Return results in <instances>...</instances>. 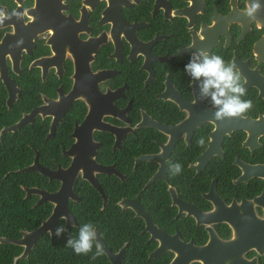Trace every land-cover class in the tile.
Returning a JSON list of instances; mask_svg holds the SVG:
<instances>
[{"label":"flooded vegetation","instance_id":"1","mask_svg":"<svg viewBox=\"0 0 264 264\" xmlns=\"http://www.w3.org/2000/svg\"><path fill=\"white\" fill-rule=\"evenodd\" d=\"M247 4L0 0L21 14L0 25V204L40 221L0 239L48 221L53 175L81 164L69 221L35 244L0 242V264H264V23ZM200 48L239 69L246 118L212 120L184 72ZM87 223L104 247L96 259L64 246Z\"/></svg>","mask_w":264,"mask_h":264},{"label":"clouds","instance_id":"2","mask_svg":"<svg viewBox=\"0 0 264 264\" xmlns=\"http://www.w3.org/2000/svg\"><path fill=\"white\" fill-rule=\"evenodd\" d=\"M264 8L260 0H249L245 8L246 16L255 20L257 13ZM21 15L18 12L7 14L0 9V25L12 16ZM184 72L193 84L199 88V98L207 101L212 111L214 122H224L230 119H244L253 108L251 99H244L247 95L246 80L242 77L235 63H229L220 55L210 54L200 48L192 52L189 61L184 65ZM199 145L204 146L205 140L201 137ZM182 171L179 163L170 166V173L175 176ZM65 231L63 226L55 229V235L60 236ZM73 249L76 255L92 254V259L103 256V244L97 239L94 225L91 223L81 226L78 236L70 238L66 244ZM93 247L95 251L93 252Z\"/></svg>","mask_w":264,"mask_h":264},{"label":"water","instance_id":"3","mask_svg":"<svg viewBox=\"0 0 264 264\" xmlns=\"http://www.w3.org/2000/svg\"><path fill=\"white\" fill-rule=\"evenodd\" d=\"M261 4H264V0H260ZM249 3V0H248ZM257 21L264 23V8H262L256 16ZM81 164L80 161L77 159V157H75V161L73 166H71L68 170H59L58 172H56L53 177L59 179L62 182V186L60 188V190L56 193V194H50V195H46V193H44L43 195V199H47L49 201H52L54 203H56V207L54 209L53 214L51 215V217L48 219V221H46L39 229L33 231L32 233H27L24 235V238L20 241H8V240H4V239H0V242L2 243H15L17 245H24L26 244L28 241H31L33 244L36 243L37 239L44 233L46 232L48 229V227H53L56 223V221L62 216L65 215L68 218L69 221V211H68V206H67V200L69 197H73L74 195V189L73 186L76 182V179L78 177V174L81 170ZM35 167L32 166L30 168H28L26 171L29 170H34ZM86 171V170H84ZM83 179H86L92 183H97V179L95 176V173H83ZM27 193L28 195L30 194H37L39 193L37 190L35 189H27ZM73 224H75L74 220H73ZM69 225H72L70 223H68V227ZM52 233L54 234V230L52 229Z\"/></svg>","mask_w":264,"mask_h":264},{"label":"trees","instance_id":"4","mask_svg":"<svg viewBox=\"0 0 264 264\" xmlns=\"http://www.w3.org/2000/svg\"><path fill=\"white\" fill-rule=\"evenodd\" d=\"M0 198H2V197H0ZM28 208H30V206H28ZM26 211L27 212H26L25 218L23 220L22 219L18 220V218H13L14 220H12V217H14L13 212L0 204V235L14 236V233H17L19 227H23V228L25 227L27 229H32V228L36 227L37 225H39L40 221H37V219L35 218V213L33 211L29 212L30 210H28V209ZM15 226L16 227L18 226V227L14 228ZM53 245H54V243H50V241H48L49 247H51ZM5 246L6 245H0L1 248H4ZM39 246H41V245H39ZM64 246L67 247L66 244H64ZM62 253L65 254V252H62ZM36 255L37 256L38 255L44 256L42 254H35L33 256V258L36 257ZM48 255H50V254H48ZM33 261H36V260H33ZM42 261L45 262L44 259ZM47 262L50 263V260ZM47 262H45V263H47ZM10 264H11V262H10Z\"/></svg>","mask_w":264,"mask_h":264}]
</instances>
